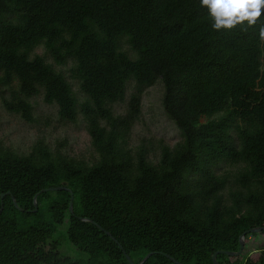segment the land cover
<instances>
[{
  "label": "trees",
  "instance_id": "16d2710c",
  "mask_svg": "<svg viewBox=\"0 0 264 264\" xmlns=\"http://www.w3.org/2000/svg\"><path fill=\"white\" fill-rule=\"evenodd\" d=\"M67 64L82 102L54 67ZM158 80L182 141L154 163L128 142ZM0 87L26 123L39 94L60 121L81 115L98 155L88 165L42 140L27 155L0 148V264H138L150 252L144 264H213L264 227V0H0ZM50 187L71 190L72 214L66 190L39 194L34 212ZM65 222L76 260L58 253ZM216 262L264 264V249Z\"/></svg>",
  "mask_w": 264,
  "mask_h": 264
},
{
  "label": "rangeland",
  "instance_id": "374dc122",
  "mask_svg": "<svg viewBox=\"0 0 264 264\" xmlns=\"http://www.w3.org/2000/svg\"><path fill=\"white\" fill-rule=\"evenodd\" d=\"M123 50L128 52L130 59L137 58L136 53L130 51L125 44ZM38 55L44 54L43 47H38L35 51ZM48 63H52L50 59ZM57 70L67 76L72 85L73 92L77 100H84L83 94L78 90L77 83L70 79L71 64L63 67L54 66ZM15 88V86H14ZM136 91L134 81H130L127 86L126 99L123 103L113 105L115 115L124 114L127 101L131 94ZM163 85L158 80L154 86L143 89L141 99V114L133 123L128 146L133 152L137 148L144 146L149 153V159L157 163L161 152V146H175L182 141V135L176 125L165 115L162 107ZM11 92L8 89L0 87V148H9L18 155H27L32 147L39 140L44 141L52 151H58L60 154L84 161L91 165L96 161L98 155L91 146L90 136L86 131V125L78 115L75 123L60 121L57 115V107L55 105H47L43 101V94L32 97L29 101L33 106V123H26L19 115L7 112L2 104V99H9ZM220 172L228 173V177L232 178L237 168L231 165H222ZM66 222L58 227V232L54 236L61 240L58 253L63 257H69L76 260L79 257L78 250L72 246L66 239ZM46 246V248H48ZM264 249V236L260 233L248 236L244 243L242 256L251 255L256 250Z\"/></svg>",
  "mask_w": 264,
  "mask_h": 264
},
{
  "label": "water",
  "instance_id": "95a60500",
  "mask_svg": "<svg viewBox=\"0 0 264 264\" xmlns=\"http://www.w3.org/2000/svg\"><path fill=\"white\" fill-rule=\"evenodd\" d=\"M59 190H66L70 193V201H69V212L70 214L73 213V194L71 192L70 189L68 188H65V187H50V188H46V189H41L37 194H35V196L33 197V205H34V212L37 211V208H38V205H37V201H36V198L39 194L41 193H44V192H48V191H59ZM5 195H10L11 196V200H12V203L13 205L18 209V210H21L17 203H16V200L15 198L10 194V192H7L6 194H1V199L4 198ZM2 212V207L0 208V213ZM80 220L82 221H86V222H91L89 219H86V218H80ZM100 228V227H99ZM101 229V228H100ZM102 230V229H101ZM261 231H264V227H255V228H251L247 231H245L240 237H239V244H240V248L237 252H228V251H217L213 254L212 256V261H213V264H217L216 262V256L218 254H224V255H228V256H240L244 250V240H245V235L248 234V233H259ZM104 233L108 236L111 237V235L108 233V232H105ZM112 238V237H111ZM114 240V238H112ZM124 252V251H123ZM125 254V252H124ZM153 255V252H150L148 253L138 264H144L148 258H150L151 256ZM126 259L128 260L129 264H134V262L130 259V257L128 255H126ZM171 262H173L174 264H182L178 261H176L174 258L168 256V255H165Z\"/></svg>",
  "mask_w": 264,
  "mask_h": 264
}]
</instances>
